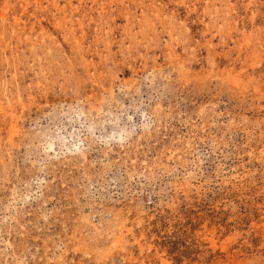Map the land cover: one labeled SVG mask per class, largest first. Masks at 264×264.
Segmentation results:
<instances>
[{
	"label": "rangeland",
	"instance_id": "1",
	"mask_svg": "<svg viewBox=\"0 0 264 264\" xmlns=\"http://www.w3.org/2000/svg\"><path fill=\"white\" fill-rule=\"evenodd\" d=\"M0 264H264V0H0Z\"/></svg>",
	"mask_w": 264,
	"mask_h": 264
}]
</instances>
